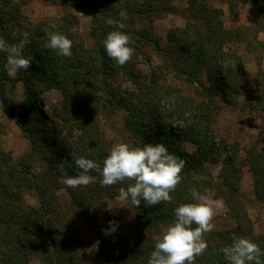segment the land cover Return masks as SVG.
Masks as SVG:
<instances>
[{
    "label": "trees",
    "instance_id": "16d2710c",
    "mask_svg": "<svg viewBox=\"0 0 264 264\" xmlns=\"http://www.w3.org/2000/svg\"><path fill=\"white\" fill-rule=\"evenodd\" d=\"M25 1L0 0V38L8 44L26 39L23 55L32 59L29 69H21L11 78L6 71L7 54L0 52L2 110L30 143V151L18 163L0 149V264H35L36 260V264H148L162 227L174 220V208L193 202L192 188L201 194L214 189L236 220L235 227L205 233L208 248L194 264H229L222 249L231 245L234 234L251 239L264 252V234L255 231L246 196L241 192L243 167L247 166L253 178L254 199L264 206V147L249 148L241 157L239 143L230 142L215 130L221 102L264 111L261 60L257 85L248 88L243 56L227 47L231 42H244L248 49H264V40L258 39V33L264 31V0H225L232 13L244 3L256 7L253 36L248 27L228 28L223 9L207 0H185L183 9L173 5V0H68L92 14V48L79 34L76 14L49 16L32 23L21 11ZM169 13L183 16L186 23L169 29L163 39L153 21ZM109 19L123 23L125 28L109 25ZM112 30L125 32L134 49L131 60L123 66L108 57L103 46ZM48 33L70 39L72 55L61 56L45 47ZM153 52L161 62L150 64L149 71L144 72L142 60L150 62ZM169 78L184 86L168 82ZM9 81L24 83L22 100L7 94ZM124 84L129 87H122ZM50 89L62 95L61 105L53 109L51 124L39 100ZM81 108L85 113L79 111ZM97 109L107 116L119 109L126 111L124 126L134 138L132 146L163 143L185 161L181 182L170 193V203L149 207L141 200L138 208L132 204L135 215L129 220L114 200L119 189L132 181L102 187L101 177L93 171L89 174L95 180L87 186L67 188L61 182V162L84 156L102 166L109 154L112 145L90 115ZM185 142L195 145L192 153L183 148ZM35 158L45 161L38 172L31 165ZM218 161L222 165L214 177L205 164ZM65 172L75 175L78 169L65 166ZM26 189L35 192L36 203L26 201ZM62 189L70 196L66 202L58 199ZM101 212L105 224L98 233L100 254L97 260L86 261L82 255L84 241L74 229L93 224ZM109 221L117 228L105 235ZM260 260L264 264V255Z\"/></svg>",
    "mask_w": 264,
    "mask_h": 264
},
{
    "label": "rangeland",
    "instance_id": "374dc122",
    "mask_svg": "<svg viewBox=\"0 0 264 264\" xmlns=\"http://www.w3.org/2000/svg\"><path fill=\"white\" fill-rule=\"evenodd\" d=\"M25 1V0H23ZM140 2L141 0H132ZM210 5L220 7L224 11V22L228 28L248 27L251 36L255 34L254 28L257 27L258 11L251 3H244L238 6L237 13H232L228 3L225 0H207ZM172 4L178 8H185L187 3L185 0H173ZM22 14L26 16L28 21L36 23L49 16H63L65 14L74 13L79 20V34L85 41L86 46L92 48L95 39L92 35V14L85 11L78 5H74L68 0H26L21 7ZM186 20L183 16L176 13H169L161 18H155L153 21L155 31L163 39H166L167 32L173 27L184 26ZM258 39L264 40V31L258 33ZM254 40V39H253ZM165 42V41H164ZM244 42H231L228 46L231 50L241 54L246 63L245 86L248 88L256 87L258 82V69L261 60V66L264 68V49H256L251 46L250 49ZM161 58L152 53L151 61L142 60L141 68L144 72H148L150 64H158ZM168 82L178 86H184L183 82L168 79ZM7 94L15 100L24 98V83L22 81L6 85ZM1 98V95H0ZM41 108L47 117L49 124L53 121L52 112L55 107H59L62 103V95L56 89H50L40 95ZM2 101L0 99V149L6 155L11 156L15 163L22 160L30 151L29 139L25 137L23 131L15 123L14 119L3 112ZM222 110L218 120L215 123V130L218 135L227 138L230 142H238L240 145V155L245 157L249 148L262 149L264 147V111L251 108H241L239 105H227L222 103ZM81 113H85L86 109L81 108ZM90 115L97 119L102 131L104 139L109 141L111 145L117 142H125L133 145L134 138L124 126L126 111L124 109L117 110L113 115L107 116L103 110H91ZM76 130L75 132H77ZM183 148L192 153L195 145L185 142ZM33 171H40L45 167V161L40 158L31 160ZM222 163L210 162L205 164V168L213 175V172L220 169ZM95 180V177L93 178ZM241 192L246 196V208L253 222L255 231L264 234V206L254 199L253 178L247 166L243 167V179L241 183ZM214 189H208L206 195L210 198L223 201V208L217 211L213 219L215 225L214 230H226L236 226V220L228 210L227 204L223 198L216 196ZM58 199L66 202L70 199L66 189L60 190ZM25 197L28 203H36L35 192L33 190H25ZM115 204L120 206L124 211L127 219L131 220L135 215V210L130 202L123 205L118 199L114 200ZM105 224L104 213L101 212L95 222L91 225H78L75 227V234L84 241L82 255L86 261H95L100 254V241L98 233ZM160 235V233H159ZM158 235V236H159ZM37 260L34 261L36 264Z\"/></svg>",
    "mask_w": 264,
    "mask_h": 264
},
{
    "label": "clouds",
    "instance_id": "9594fccd",
    "mask_svg": "<svg viewBox=\"0 0 264 264\" xmlns=\"http://www.w3.org/2000/svg\"><path fill=\"white\" fill-rule=\"evenodd\" d=\"M121 15H124L121 13ZM109 25L123 29L125 25L112 19ZM26 39L18 44H8L0 38V52L7 54L6 71L9 77L15 78L18 71L31 67L32 59L23 55ZM130 37L123 31H110L103 41L108 57L123 66L131 60L134 49L130 47ZM45 47L56 50L61 56L72 55V41L60 33H48ZM122 87H129L128 84ZM185 161L170 153L163 143H147L143 146H132L125 142L114 143L103 165L84 156L73 157L72 162L64 161L59 165L63 174L61 182L67 188L87 186L92 183L93 171L101 177L102 187L116 185L125 180L132 181L127 188L121 187L117 199L126 205L130 200L139 207L141 200L145 206H155L161 202L172 201L174 192L181 182V172ZM65 166L75 167L78 172L68 175ZM219 169L213 172L217 176ZM193 202L181 203L174 208V220L162 227L156 239L154 249L148 258V264H194L195 259L205 253L208 244L205 233L214 230L213 219L223 201L201 194L195 188L190 190ZM110 228L104 229L105 235L116 231L117 225L109 221ZM195 225V227H193ZM229 264H261L264 255L261 248L251 239L243 236H232V243L222 249Z\"/></svg>",
    "mask_w": 264,
    "mask_h": 264
},
{
    "label": "water",
    "instance_id": "95a60500",
    "mask_svg": "<svg viewBox=\"0 0 264 264\" xmlns=\"http://www.w3.org/2000/svg\"><path fill=\"white\" fill-rule=\"evenodd\" d=\"M0 99H1V101L3 102V98L1 97ZM45 234H47V233L45 232Z\"/></svg>",
    "mask_w": 264,
    "mask_h": 264
}]
</instances>
